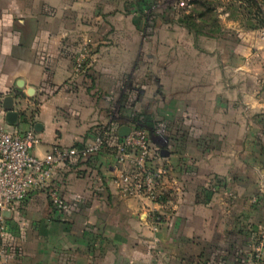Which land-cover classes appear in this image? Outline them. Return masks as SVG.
Segmentation results:
<instances>
[{
	"label": "crops",
	"instance_id": "1",
	"mask_svg": "<svg viewBox=\"0 0 264 264\" xmlns=\"http://www.w3.org/2000/svg\"><path fill=\"white\" fill-rule=\"evenodd\" d=\"M156 2L0 0V99L16 97L18 130L40 124L34 154L143 110L167 123L169 155L151 163L170 168L152 203L120 192L112 149L59 165L53 181L72 210L30 190L6 216L8 264H243L252 251L264 226V41L227 11L209 36L164 14L146 33ZM85 42L89 61L74 74ZM213 177L221 189L199 198ZM249 263L264 264V250Z\"/></svg>",
	"mask_w": 264,
	"mask_h": 264
},
{
	"label": "built area",
	"instance_id": "2",
	"mask_svg": "<svg viewBox=\"0 0 264 264\" xmlns=\"http://www.w3.org/2000/svg\"><path fill=\"white\" fill-rule=\"evenodd\" d=\"M259 37L264 41V27L259 29ZM88 43L82 44L73 56V73H81L87 66ZM115 108H111V116ZM134 115V114H133ZM132 115V117H133ZM130 132L122 137L118 134V125L111 123L72 146L55 144L43 156L34 154V148L41 138L32 126L20 131L7 123L5 113H0V264H8L9 254L15 249L7 231L4 212H13L15 206L23 201L33 188L42 190L51 205L60 213L72 210L54 184L55 170L59 165L85 163L93 156L112 149L117 164L121 167L117 185L124 196H141L152 203H160L166 192L162 189V180L169 175L167 166H154L151 160L163 149H155L152 136L161 140L160 146L167 143V123L158 121L149 132L137 123L129 125ZM159 153V154H158ZM218 178L209 179L205 188L212 195L219 192L221 184ZM97 184L101 183L98 177ZM231 196V194H227ZM152 229L157 230L161 215L151 212ZM264 250V226L256 235L255 244L242 263L250 264L249 258H260Z\"/></svg>",
	"mask_w": 264,
	"mask_h": 264
},
{
	"label": "rangeland",
	"instance_id": "3",
	"mask_svg": "<svg viewBox=\"0 0 264 264\" xmlns=\"http://www.w3.org/2000/svg\"><path fill=\"white\" fill-rule=\"evenodd\" d=\"M186 2L187 1L179 2V0H157L156 4L150 9L149 12H147L146 19H147L148 29L145 30V32L146 33L149 32L150 28L154 24L157 14L158 15L164 14L165 16H163V18L165 21H168L169 23H172V24L180 25V23L177 22L179 17L176 14V12L178 11L180 12L185 11L184 13L189 14L191 16L189 21H191L194 24L195 29H196L195 26L197 25V30L200 31L199 35L204 34V35L209 36L210 33H212L211 31H214L215 29L220 30V22L222 20V18L220 17V14L221 12L226 11V9L227 11H229V17L233 19L234 21L238 22L240 26L243 27L244 29H246L247 26L248 27L255 26L258 23L257 17L252 15V13L255 12L254 8H251V10H249L251 13L250 14L247 11L248 8L244 7L245 5H241L239 2H235L234 7L231 8L229 5L230 3H228L226 0L219 1V6L216 9V13H214L217 15H214L213 13H210L209 10H207L205 17H203V21L196 22V19H195L196 12L199 14L200 12H202L203 9L198 7L196 11V9H194L193 6L190 7L188 6V4L186 5ZM260 2H261V10L262 12H264V1L260 0ZM208 6H209V3H208ZM259 29H255V30H259ZM88 54H89V48H88ZM113 117L114 118L118 117L117 107L115 108ZM152 140L156 144H161V140L156 136H152ZM161 147L164 148L165 146L161 145Z\"/></svg>",
	"mask_w": 264,
	"mask_h": 264
},
{
	"label": "trees",
	"instance_id": "4",
	"mask_svg": "<svg viewBox=\"0 0 264 264\" xmlns=\"http://www.w3.org/2000/svg\"><path fill=\"white\" fill-rule=\"evenodd\" d=\"M182 1H187L186 5L188 4V6H190V7L193 6L194 9H196V11H197L198 7L203 9L202 12H200L199 14L196 12L195 19L197 22V21H203V17H205L207 10H209L210 13H213V14L216 13V9L219 6L220 0H179V2H182ZM226 1L228 3H230L229 5L231 8L234 7L235 2H239L241 5H245L244 7L248 8L247 9L248 13H250L249 10H251V8L255 9V12H253L252 15L257 17L258 23L255 26H249V27L247 26L246 29L255 30V29H259V28L264 27V12H262V10H261L260 0H226ZM208 3H209V6H208ZM226 11H227V9H226ZM184 12L185 11L176 12V14L179 17L177 22L180 23L181 25H183L190 33H192L195 37H197L200 34L199 33L200 31L197 30V25L195 26L196 27V29H195L194 24L191 21H189L191 16L189 14L184 13ZM227 12L229 13V11H227ZM221 13H225V11L221 12ZM174 14H175V12H174ZM214 15H217V14H214ZM88 61H89V57L87 58L85 64H87ZM133 114L134 115L132 117V120L134 123H137V125L139 127L145 128L149 132L153 129L154 124L156 122H154V119H153V116L151 113L141 110L138 112H134ZM217 182L221 184V179L218 178ZM198 195H199V198L203 199L204 197L207 198L208 195H211V193L208 192V190L206 188H202ZM163 200L164 199H162L161 201H163ZM252 258H255V257L252 256Z\"/></svg>",
	"mask_w": 264,
	"mask_h": 264
},
{
	"label": "water",
	"instance_id": "5",
	"mask_svg": "<svg viewBox=\"0 0 264 264\" xmlns=\"http://www.w3.org/2000/svg\"><path fill=\"white\" fill-rule=\"evenodd\" d=\"M16 97L11 96V95H7L4 96L2 99H0V108L5 112V120L7 121V123L14 125L17 123L18 118L20 116L19 110H16L15 108V99ZM40 124L36 123L34 125V130L38 131V126ZM131 128L129 125H124L122 127L119 128L118 130V134L122 137L126 136L129 132H130ZM169 155V152L165 149L161 150V156L162 157H167ZM10 214V212L5 211L4 215L8 216Z\"/></svg>",
	"mask_w": 264,
	"mask_h": 264
}]
</instances>
